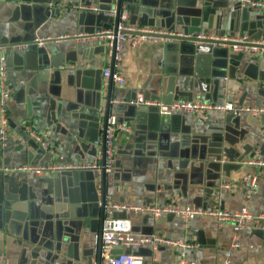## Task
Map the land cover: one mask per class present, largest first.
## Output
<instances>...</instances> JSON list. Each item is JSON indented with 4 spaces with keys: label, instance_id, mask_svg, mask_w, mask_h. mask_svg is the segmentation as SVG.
Returning <instances> with one entry per match:
<instances>
[{
    "label": "crops",
    "instance_id": "0c3cea01",
    "mask_svg": "<svg viewBox=\"0 0 264 264\" xmlns=\"http://www.w3.org/2000/svg\"><path fill=\"white\" fill-rule=\"evenodd\" d=\"M96 2L0 0V60L5 58V82L12 90L0 166H103L107 114L130 128L116 136L106 193L102 169L0 171V264H98L104 198L128 208L157 204L237 212L245 207L264 214V166L248 164L264 162V112L162 117L155 107L128 104L141 95L165 104L186 100L264 109V51L166 38L136 48L126 43L119 67L126 83L110 88L103 72L113 59L93 35L114 28V21L93 7L108 10L116 4ZM124 3L131 25L163 36H247L264 46V10L243 7L239 0ZM37 39L44 41L41 46ZM28 127L54 154L30 137ZM252 179L256 189L248 196ZM114 217L130 220L136 236L189 245L139 248L145 264H264V229L255 226L236 231L210 217L156 219L133 210L116 211Z\"/></svg>",
    "mask_w": 264,
    "mask_h": 264
},
{
    "label": "built area",
    "instance_id": "2783aa9c",
    "mask_svg": "<svg viewBox=\"0 0 264 264\" xmlns=\"http://www.w3.org/2000/svg\"><path fill=\"white\" fill-rule=\"evenodd\" d=\"M241 6H248L250 8L264 10V0H239ZM87 9V7H86ZM90 10V8H89ZM95 12H101L104 16L114 19L117 15L116 7H112L108 10H102L98 6L93 7ZM166 35L165 32L156 31L150 28L138 27L137 25H131L129 23L128 10L123 8L119 16V22L117 30L109 29L94 33L93 37L104 41L108 46V54L113 59V66L104 70L103 76L105 82L112 81L117 85H124L126 80L124 76L119 72V67L122 62V51L124 45L129 43L131 48H136L143 42L149 41L158 43L165 39L162 37ZM183 36V35H181ZM199 38H206L199 36ZM218 40L224 42H232L233 49L235 51H264V48H260L253 42H249L247 36L238 37H224ZM38 46L43 44V40H35ZM252 43V44H251ZM251 44V45H245ZM6 61L5 58L0 60V142L5 143L8 138L9 124L7 116V104L12 96V90L6 85ZM128 104L134 106H145L157 108L160 116L170 117L177 113L193 112L199 116L207 119V113L209 111L226 112L235 116H240L245 113H263L264 109L249 108V107H236L230 103L215 104V103H201L198 101H186L179 100L171 104H165L163 102L148 101L143 96L138 95ZM30 137L38 142L44 150L54 154V150L51 149L47 141L37 134L33 129H26ZM130 128L126 124H120L115 116H109L107 120V127L105 131V159L104 165L99 163H66V164H51V165H22L15 166L13 168L0 166L1 172H23L35 175L43 174H58L73 171H100L104 168L106 175L112 173L116 158L115 141L118 133L129 132ZM250 165L264 166V162L261 160L251 159L248 161ZM256 182L251 180L248 185V196L255 192ZM225 188L231 186L225 185ZM106 214L103 224V230L101 234V253L100 264H145V257L140 254L137 249L150 245L153 249H156L161 245H184L181 242L171 241L161 238L157 235L152 236H136L132 231L131 221L128 219H117L114 217L116 211L119 210H133L141 212L143 214H150L154 218H160L165 214H174L176 216H182L188 219L199 217H210L215 219L219 224H229L234 230L241 231L247 226H255L264 229V214L254 215L248 211L247 208H242L237 212H230L219 208L210 210L205 209H191V208H176L173 206H160L157 204L150 205L146 208L140 206H120L112 204L109 200L106 201ZM180 264H195L191 261L182 260Z\"/></svg>",
    "mask_w": 264,
    "mask_h": 264
},
{
    "label": "water",
    "instance_id": "95a60500",
    "mask_svg": "<svg viewBox=\"0 0 264 264\" xmlns=\"http://www.w3.org/2000/svg\"><path fill=\"white\" fill-rule=\"evenodd\" d=\"M99 2H102V0H97L96 4H98ZM113 2H114V4H116L117 15L113 19V21H114V28H112V29H114L116 31L117 30V25H118V22H119V16H120L121 10L123 9V7H125V9H127V10L129 8L127 7V5L125 3L123 4V0H113ZM187 35L188 34L185 33V34H183V36H162V37H164L166 39H170V40H176V41L205 42V43L216 44V45H225V44H227V45H232L233 46V43L232 42H224V41H220V40H211V39H208V38H199V36H198V38H189ZM103 43H104V41H103ZM245 45H251V44H245ZM258 46L260 48H264L263 45H258ZM109 86H110V88H112V81L109 82ZM110 101H111V97H108V103H110ZM108 118H109V114H107V118H106L105 131H106V127H107V120H108ZM103 149H104L103 152L105 154V138H104V146H103ZM104 159H105V156L103 157V165H104ZM102 173H103V181H104L103 191H104V193H106V180H107V175L105 173L104 168L102 169ZM64 174H71V173L70 172H65ZM103 202H104L103 205H104V208H105L106 198H104V201ZM99 252L101 253V241L99 242ZM98 264H100V260H99V263Z\"/></svg>",
    "mask_w": 264,
    "mask_h": 264
}]
</instances>
